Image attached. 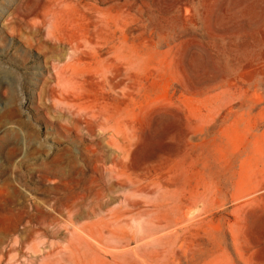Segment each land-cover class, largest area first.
<instances>
[{
  "label": "rangeland",
  "instance_id": "rangeland-1",
  "mask_svg": "<svg viewBox=\"0 0 264 264\" xmlns=\"http://www.w3.org/2000/svg\"><path fill=\"white\" fill-rule=\"evenodd\" d=\"M3 231L0 264H264V0H0Z\"/></svg>",
  "mask_w": 264,
  "mask_h": 264
},
{
  "label": "bare ground",
  "instance_id": "bare-ground-1",
  "mask_svg": "<svg viewBox=\"0 0 264 264\" xmlns=\"http://www.w3.org/2000/svg\"><path fill=\"white\" fill-rule=\"evenodd\" d=\"M82 4H83V2H82ZM40 10V9H39ZM64 10L65 11H67V12H70L71 11V9L69 8V7H64ZM113 10V9H112ZM88 12V11H87ZM113 12H115V11H113ZM40 15H42V21L43 22H50V20H48L47 18L48 17H50V16H53V17H55L56 15H55V12L54 13H51L48 9H47V6H43V7H41V14ZM58 15L60 16V13H58ZM41 17V16H40ZM47 19V20H46ZM114 22V20H113V18H110V19H108V20H106V22H104L103 21V23L107 26V27H110V25L112 24ZM86 24V23H85ZM49 26H50V28L52 29L50 32H49V36H52L53 38H56V36H55V32H56V30L58 29V27H59V23L57 22V20L54 22V23H51V24H49ZM66 26V25H65ZM74 27V26H73ZM72 30V29H71ZM67 31V30H66ZM74 31V30H73ZM68 32V31H67ZM70 33V32H69ZM78 33H80V32H78ZM71 34H72V32H71ZM74 34V33H73ZM75 35V34H74ZM73 35V36H74ZM79 35V34H78ZM93 35V34H92ZM124 35V34H123ZM80 37V36H79ZM76 40V39H75ZM93 40V39H92ZM61 41V40H60ZM75 42V41H74ZM73 43V42H72ZM69 46V45H68ZM83 46V45H82ZM94 49V48H93ZM91 51V50H90ZM86 52H88V51H86ZM105 54V53H104ZM103 54V55H104ZM86 58H88V57H86ZM67 62V61H66ZM62 65V64H61ZM74 66H76V65H74ZM63 67V66H62ZM69 67V66H68ZM100 67V66H99ZM99 69V68H98ZM73 72V71H72ZM51 73H52V71H51ZM56 77H58V78H61V73H59V72H55V74H54ZM87 77V76H86ZM53 78H54V76H53ZM56 79V78H55ZM119 84V83H118ZM121 84V83H120ZM63 85H65V84H63ZM62 85V86H63ZM64 87V86H63ZM57 88V87H56ZM58 89V88H57ZM60 89V88H59ZM64 88H62V89H60V90H63ZM63 92V91H62ZM66 96V95H65ZM85 96V95H84ZM72 97V96H71ZM87 97V96H86ZM72 98H74V97H72ZM76 98H79V95H76ZM72 101V100H71ZM125 112V111H124ZM127 113V112H126ZM103 114V113H102ZM84 122V121H83ZM94 122V121H93ZM112 122V121H111ZM140 122V121H139ZM141 123V122H140ZM183 131V130H182ZM181 131V132H182ZM188 131V130H187ZM193 131V130H192ZM191 131V132H192ZM100 132V131H99ZM113 132V131H112ZM111 132V133H112ZM177 132V131H176ZM179 133V132H178ZM109 134V133H108ZM176 134V133H175ZM174 134V135H175ZM188 134V133H187ZM196 134V133H195ZM111 135V134H110ZM177 135H179V134H177ZM102 136V135H101ZM113 136H114V134H113ZM188 136V135H187ZM110 137V136H109ZM117 137H119V136H117ZM116 137V138H117ZM177 137V136H176ZM179 137V136H178ZM102 138V137H101ZM185 139V138H184ZM118 140H120V139H118ZM106 143V142H105ZM109 145V144H108ZM104 150H105V148H103ZM107 149V148H106ZM237 150V149H236ZM117 151V150H116ZM181 153V152H180ZM104 154V153H103ZM109 154V153H108ZM118 155V154H117ZM115 156V155H114ZM103 157H104V155H103ZM116 158V157H115ZM133 159V158H132ZM107 163V162H106ZM130 163V162H129ZM134 165V164H133ZM104 168V167H103ZM166 168V167H165ZM159 169V168H158ZM164 169V168H163ZM104 170V169H103ZM193 170V169H192ZM104 173V172H103ZM166 173V172H165ZM163 174V173H162ZM165 175H167V174H165ZM67 177H69V176H67ZM105 177V176H104ZM129 177V176H128ZM161 177V176H160ZM182 181V180H181ZM165 182V181H164ZM189 183V182H188ZM176 184V183H175ZM174 184V185H175ZM180 186V185H179ZM126 188V187H125ZM160 188V187H159ZM141 189V188H140ZM108 190V189H107ZM161 190V189H160ZM121 191V190H120ZM167 192V191H166ZM145 194V193H144ZM190 194V193H189ZM119 195H120V193H119ZM205 195V194H204ZM107 196V195H106ZM112 196V195H111ZM123 197V196H122ZM189 197V196H188ZM132 199V198H131ZM118 200V199H117ZM126 200V199H125ZM192 200V199H191ZM188 201H190V200H188ZM187 201V202H188ZM193 201V200H192ZM192 201H190V204H191V202ZM198 202V201H197ZM116 203V202H115ZM114 203V204H115ZM118 203H119V200H118ZM129 203V202H128ZM132 203V202H131ZM194 203V202H193ZM148 205V204H147ZM151 205V204H150ZM184 205V204H183ZM194 205H196V204H194ZM149 206V205H148ZM191 207V206H190ZM98 209V208H97ZM85 210V209H84ZM188 210V212H189V209H187ZM114 211V210H113ZM85 212V211H84ZM112 212V211H111ZM90 213V212H89ZM95 213V212H94ZM191 213V212H190ZM193 213V212H192ZM189 214V213H188ZM94 215V214H93ZM88 216V215H87ZM193 216V215H192ZM191 216V217H192ZM89 217V216H88ZM92 217V216H91ZM73 218V217H72ZM81 218V217H80ZM94 218V217H93ZM188 220V219H187ZM194 220V219H193ZM78 222V221H77ZM95 222V221H94ZM110 224V223H109ZM186 224V223H185ZM71 225V224H70ZM159 225V224H158ZM81 226V225H80ZM178 226V225H177ZM176 226V227H177ZM70 227V226H69ZM179 227V226H178ZM175 228V227H174ZM180 228V227H179ZM183 228V227H182ZM71 229V228H70ZM73 229V228H72ZM145 229V228H144ZM173 229V228H172ZM10 230V229H9ZM46 230V229H45ZM52 230V229H51ZM181 230V229H180ZM13 231V230H12ZM19 231V230H18ZM166 231V230H165ZM167 231H168V229H167ZM14 232V231H13ZM181 232V231H180ZM15 233V232H14ZM18 233L19 232H17V234L16 235H18ZM21 233V232H20ZM63 233V232H62ZM163 233H164V231H163ZM48 234V233H47ZM51 234V233H50ZM61 234V233H60ZM77 234V233H76ZM84 234V233H83ZM160 234V233H159ZM21 235V234H20ZM26 235H27V233H26ZM33 235V234H32ZM78 235V234H77ZM158 235V234H157ZM3 236H5V232L3 231V234H1L0 235V237H3ZM19 236V235H18ZM50 236V235H49ZM79 236V235H78ZM84 236V235H83ZM87 236V235H86ZM135 236V235H134ZM133 236V237H134ZM154 236H156V235H154ZM182 238V237H181ZM148 239V238H147ZM80 241H81V239H80ZM17 242V241H16ZM143 242V241H142ZM49 243V242H48ZM61 243V242H60ZM139 243V242H138ZM75 244V243H74ZM134 244V243H133ZM10 245V244H9ZM42 246V245H41ZM182 246V245H181ZM72 247V246H71ZM177 247V246H176ZM8 248V247H7ZM7 248H5V249H7ZM40 248V247H39ZM52 248V247H51ZM73 248V247H72ZM78 248V247H77ZM77 248L75 249L76 251H77ZM99 248V247H98ZM124 248V247H123ZM41 249V248H40ZM46 249V248H45ZM56 250H58V249H56ZM59 250H60V248H59ZM64 250V249H63ZM73 251H74V248L72 249ZM112 250V249H111ZM121 250V249H120ZM134 250V249H133ZM5 251V250H4ZM23 251V250H22ZM43 251V250H42ZM64 253V252H63ZM76 253V252H75ZM133 253H135V252H133ZM53 254H54V252H53ZM67 254V253H66ZM105 254V253H104ZM20 255V254H19ZM98 255V254H97ZM133 255H135V254H133ZM100 256V255H99ZM14 257V256H13ZM82 257V256H81ZM96 257V256H95ZM98 257V256H97ZM101 257V256H100ZM50 262V261H49ZM2 263V262H1ZM38 264V263H37ZM52 264V263H51ZM144 264V263H143Z\"/></svg>",
  "mask_w": 264,
  "mask_h": 264
}]
</instances>
